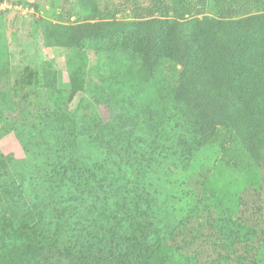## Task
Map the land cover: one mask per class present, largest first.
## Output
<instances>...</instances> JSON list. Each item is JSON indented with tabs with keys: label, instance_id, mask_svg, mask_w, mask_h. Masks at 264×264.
<instances>
[{
	"label": "trees",
	"instance_id": "16d2710c",
	"mask_svg": "<svg viewBox=\"0 0 264 264\" xmlns=\"http://www.w3.org/2000/svg\"><path fill=\"white\" fill-rule=\"evenodd\" d=\"M6 1L0 0V5ZM235 4L236 0H217L219 14L199 18L205 0H187L185 4L183 0L121 1L133 19L127 22L131 33L126 36L127 53L122 55L127 62L126 75L148 84L161 70L163 103L171 109L170 121L178 129L171 131L163 145L165 159L187 170L194 154L211 142L220 128L235 134L242 154L232 166H218L221 172L207 180L217 192L209 202L197 201L173 224L159 218L153 199L137 189L131 192L134 208L114 202L115 212H111L112 205L107 212L108 222H117L118 232L111 238L115 241L111 242L115 243V264H256L264 242L262 197L256 189L264 169V12L239 18L244 12ZM85 5L88 9L83 19L63 26L57 34V40L71 49L84 48L90 40L117 31L119 25L103 20L93 2L86 0ZM4 73L0 59V79ZM80 74L81 68L72 74L70 101L84 90ZM54 85V71L25 67L13 89L50 90ZM20 110L25 111L0 99V139L15 132L24 141L15 119ZM34 119L33 124L25 121L24 126H30L27 136L44 146L32 150L42 162L18 182L33 184L31 190L45 212L57 211L54 206L66 196L92 193L95 183L105 194L97 173L100 167L75 155L63 159L78 141L89 145V137L78 131L81 127L76 117L60 110ZM50 144H63L64 148L53 150ZM7 160L0 151V191L4 193L9 191L3 179L10 176ZM38 201L32 204L36 209ZM8 210L2 211L0 218V264H55L56 253L61 255L57 231L52 233L41 215L34 218L31 213L8 214ZM117 212L125 216L120 218ZM88 234L97 240L100 231ZM64 253L74 257L69 247Z\"/></svg>",
	"mask_w": 264,
	"mask_h": 264
},
{
	"label": "rangeland",
	"instance_id": "374dc122",
	"mask_svg": "<svg viewBox=\"0 0 264 264\" xmlns=\"http://www.w3.org/2000/svg\"><path fill=\"white\" fill-rule=\"evenodd\" d=\"M89 1L94 3L103 20L118 22L117 31L90 40L84 48L72 49L58 41L57 34L63 26L83 19L88 9L86 0H8L0 5V59L5 66L0 79V99L25 109L15 118L24 141L15 132L0 139V151L8 156L10 172L9 178H3L8 193L0 191V218L5 209H11L6 211L8 214L27 212L34 218L41 215L51 232L59 234L61 255L56 253L55 264H115V243H111L115 241L111 238L112 233L118 232L117 222L110 220L109 223L107 212L111 205L117 208L114 202L120 207L134 208L131 201L135 197L131 192L137 189L153 199L159 218L173 224L197 201L209 202L217 192L207 180L221 172L218 166L226 169L242 154L235 134L220 128L217 136L194 154L187 170L168 162L163 145L172 136L171 131L178 129L170 121L171 109L163 103L162 72L148 84H140L127 76V62L122 55L127 53L126 36L131 33L127 25L133 20L130 13L122 7V0ZM216 1L205 0V11L199 18L218 15ZM236 2L235 7L246 14L239 18L264 12V0ZM25 67L54 71V87L14 90L17 75ZM78 68H81L79 79L84 80V90L70 101L72 74ZM60 110L75 116L81 127L79 133L89 137V145L78 141L63 153L64 161L75 155L92 167H100L97 173L106 193L95 183L92 193L70 199L66 196L60 205L54 206L57 211L49 213L31 190L33 184L28 180L18 182L20 176L42 162V157L38 158L36 150L32 154V150L44 148L27 136L30 126L26 128L24 124L25 121L26 125L33 124L40 114L53 116ZM142 128L144 131H140ZM49 146L53 150L64 148L63 144ZM258 185L264 215V169L259 173ZM37 201L38 209L32 206ZM114 207L111 212H115ZM117 214L120 218L125 216L122 212ZM96 230L100 231L99 239L93 240L88 233ZM68 247L74 257L65 255L64 248ZM256 264H264V242Z\"/></svg>",
	"mask_w": 264,
	"mask_h": 264
}]
</instances>
